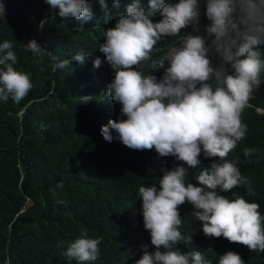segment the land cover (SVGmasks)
<instances>
[{
	"label": "clouds",
	"instance_id": "obj_1",
	"mask_svg": "<svg viewBox=\"0 0 264 264\" xmlns=\"http://www.w3.org/2000/svg\"><path fill=\"white\" fill-rule=\"evenodd\" d=\"M17 1L11 11H21ZM20 3L46 10L38 35L54 28L43 42L20 41L37 64L44 56L53 109L75 116L94 106L114 118L92 134L117 149L102 167L121 174L118 206L104 240L82 231L65 255L78 264H254L247 248L264 252V203L247 196L264 149L247 138L264 118V0ZM6 15L0 0V23ZM19 70L5 40L0 120L9 107L26 102L19 117L30 108L32 75Z\"/></svg>",
	"mask_w": 264,
	"mask_h": 264
},
{
	"label": "trees",
	"instance_id": "obj_2",
	"mask_svg": "<svg viewBox=\"0 0 264 264\" xmlns=\"http://www.w3.org/2000/svg\"><path fill=\"white\" fill-rule=\"evenodd\" d=\"M4 1L7 15L0 23V43H13L19 71L32 75L33 90L27 96L31 109L17 116L23 102L16 109L9 107L0 120V264H78L65 255L68 245L82 231L104 240L109 216L118 206L113 188L122 186L121 174L102 167L117 149L92 134L114 118L94 106L75 116L53 109L41 86L44 56L37 64L34 55L20 46L21 40L37 36L43 42V35L52 34L50 25L42 28L43 35L33 29L46 10H26L18 0L21 11H11ZM258 94L264 100V90ZM255 142L264 149V118L248 134L247 143ZM253 181L258 189L247 198L264 203V171H257ZM66 214L73 219L61 220ZM247 251L251 262L264 264V252Z\"/></svg>",
	"mask_w": 264,
	"mask_h": 264
}]
</instances>
